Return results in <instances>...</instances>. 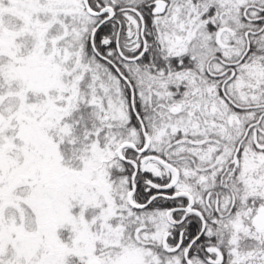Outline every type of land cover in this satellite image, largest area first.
Masks as SVG:
<instances>
[{
    "label": "snow or ice",
    "instance_id": "1",
    "mask_svg": "<svg viewBox=\"0 0 264 264\" xmlns=\"http://www.w3.org/2000/svg\"><path fill=\"white\" fill-rule=\"evenodd\" d=\"M0 264H264V0H0Z\"/></svg>",
    "mask_w": 264,
    "mask_h": 264
}]
</instances>
